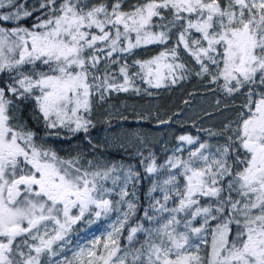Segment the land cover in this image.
<instances>
[{"label": "snow or ice", "instance_id": "6c2138e0", "mask_svg": "<svg viewBox=\"0 0 264 264\" xmlns=\"http://www.w3.org/2000/svg\"><path fill=\"white\" fill-rule=\"evenodd\" d=\"M0 264H264V0H0Z\"/></svg>", "mask_w": 264, "mask_h": 264}, {"label": "rangeland", "instance_id": "374dc122", "mask_svg": "<svg viewBox=\"0 0 264 264\" xmlns=\"http://www.w3.org/2000/svg\"><path fill=\"white\" fill-rule=\"evenodd\" d=\"M195 85H189L188 90L191 91L192 88ZM164 96H166V99H162L161 97H157L155 99L151 98H143L137 99L131 101L128 100L127 97L121 96L120 101H117V105L120 106L121 102L126 101L128 105L127 111H124V115L128 116L129 114L132 115V119L135 118L136 113H147L151 112L155 114L157 111L160 113V115L163 117L165 113L167 115H171L172 112L177 111L181 108H184L183 100L187 98L186 92L183 90H176L171 93H164ZM129 97V96H128ZM211 103V100L205 101L204 99L197 97L194 101H192V104L194 107H190L186 111V115H184V120H189L190 118L195 117L199 112L201 108L209 107ZM133 108H135V112H133ZM202 114V113H200ZM210 121L205 122V126H207ZM152 127H144L142 125L134 124L131 127L125 128L121 125H113V128L108 131H103L102 134L97 135L96 137H93L97 141H103L105 137H108L109 144L111 145L110 150L111 152L115 153L116 155L120 156V152H117L116 149L119 147L121 143L127 144L128 141L134 136L135 133H143L146 138L154 145L157 144L158 141L161 139H171V132L169 131L168 126H160L157 127L155 124V121H152ZM135 126V127H134ZM175 130V128L173 129ZM191 130V129H189ZM67 145H65V148L67 149Z\"/></svg>", "mask_w": 264, "mask_h": 264}, {"label": "trees", "instance_id": "16d2710c", "mask_svg": "<svg viewBox=\"0 0 264 264\" xmlns=\"http://www.w3.org/2000/svg\"><path fill=\"white\" fill-rule=\"evenodd\" d=\"M128 98V100H131V101H134V100H136V97H134V96H129V97H127ZM161 98L162 99H166V96H164V94L161 96ZM137 99H139V97L137 98ZM126 116V115H125ZM128 117H129V120H128V122L127 123H124V124H121V125H127L128 127H131V126H133L134 124H137V125H142V126H144V127H152V123H147V122H140V123H136L135 122V119H132L131 117H132V115H128ZM116 124V122L115 121H113V125H115ZM99 127H107L106 125H104V124H98V126H97V128H99ZM109 155L111 156V158L112 159H119V155H116L115 153H113V152H111V151H109Z\"/></svg>", "mask_w": 264, "mask_h": 264}, {"label": "flooded vegetation", "instance_id": "af4514ba", "mask_svg": "<svg viewBox=\"0 0 264 264\" xmlns=\"http://www.w3.org/2000/svg\"><path fill=\"white\" fill-rule=\"evenodd\" d=\"M121 126H124L125 128H127L128 126L127 125H121ZM135 127V126H134ZM104 129H106V127H99L95 130H93L92 132V136L93 137H96L97 135H100L103 133Z\"/></svg>", "mask_w": 264, "mask_h": 264}]
</instances>
